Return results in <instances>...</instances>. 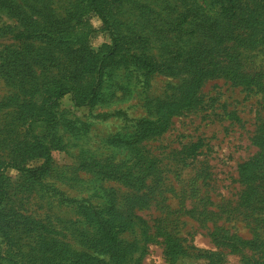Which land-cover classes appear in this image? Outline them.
Here are the masks:
<instances>
[{"label":"rangeland","instance_id":"1","mask_svg":"<svg viewBox=\"0 0 264 264\" xmlns=\"http://www.w3.org/2000/svg\"><path fill=\"white\" fill-rule=\"evenodd\" d=\"M81 1L43 0L42 4L33 0L53 13L56 22L87 20L92 32L89 44L97 52L110 43L109 37L95 15H81ZM115 18L118 30L132 36L136 52H148L160 60L166 52L202 49V33L214 20V2L120 0ZM16 26L22 29L0 12V56L7 53L3 52L6 49L23 47L12 40L11 27ZM32 45L46 46V52L61 62L68 53L55 52L51 44L40 40ZM244 52L247 65L264 72V45ZM180 84L179 78L145 76L144 70L122 63L103 75L92 106L75 107L70 95L62 98L54 108L59 125L51 139H45L51 150L44 170L31 174L15 169L3 172L0 221L12 220L15 247L13 254L9 253L11 262L1 254L0 264L20 263L21 252L32 253L29 257L35 262L41 248L36 245L43 231L40 224L49 229L43 233L47 238L80 252L86 242L82 237L90 232L84 211H93L111 226L120 222L118 213L131 212L142 219L151 237L148 242L138 243V229L122 234L126 243L137 244L139 264H244L248 258L263 260L264 211L250 216L244 208L249 182L240 178L239 167L259 152L254 137L264 98L223 79L207 81L196 95V107L172 117L164 133L137 146L132 144L140 124L155 121L156 114L163 112L162 106L176 96ZM21 98L0 75L2 159L7 158L13 141L27 135L26 126L16 121L25 109L17 111L10 102ZM35 132L42 133L41 129ZM146 158L152 162L148 169ZM42 164L36 159L23 166L36 170ZM136 183H143L145 188ZM259 192L263 194L264 188ZM166 235L181 248L176 261L164 254Z\"/></svg>","mask_w":264,"mask_h":264},{"label":"trees","instance_id":"2","mask_svg":"<svg viewBox=\"0 0 264 264\" xmlns=\"http://www.w3.org/2000/svg\"><path fill=\"white\" fill-rule=\"evenodd\" d=\"M39 1L43 4V0ZM213 2L214 20L202 33V49L196 52H166L157 60L148 52H136L132 36L118 30L115 17L120 0L81 1V15H95L109 37L110 43L103 44L97 52L89 44L92 32L87 20L64 24L56 22L53 13L33 0H0V12L22 27H11L14 31L12 40L23 47L3 51L7 53L0 56V75L21 94L19 101L10 102L17 107V111L25 109V114L19 113L16 121L27 128V135L25 133L21 141L12 140L7 158H0V210L4 202L3 172L15 169L22 174H31L44 170L50 161L51 150L45 139H51L59 125L54 108L68 95L75 107L92 106L98 97L103 75L113 66L128 63L144 70L145 76L163 74L181 81L176 96H172L165 107L162 106V114H156L153 122L143 121L140 124L131 142L136 146L164 133L172 117L196 107V95L207 81L223 79L264 98V72L251 69L244 52L264 45V0ZM178 30L183 32L181 28ZM38 40L46 45L51 44L49 47H53L55 52H68L64 62L58 60L55 54L46 52V46L34 47L32 43ZM36 69L40 71L39 74H36ZM262 110L263 114L257 118L260 124L254 137L259 152L239 167L240 178L249 182L248 190L244 193V208L250 216L261 215L264 211V193L259 192L264 188V117L261 118L264 106ZM39 129L42 131L38 134L40 136L35 132ZM36 159L43 161L42 166L36 170L24 168L26 161ZM144 160L148 169L152 162L148 158ZM135 185L145 188L143 183ZM124 213H118L120 222L111 226L93 211H84L90 232L82 237L86 242L80 252L47 238L43 233L49 229L40 224L43 231L36 243L37 247H41L37 251L36 261L29 257L32 253L21 252L20 263L14 264H139L136 258L137 244L126 243L122 234L138 229V243L143 244L151 237L142 219L131 212ZM12 225L10 218L0 221V257L6 254L3 258L9 262V255L13 254L15 247ZM164 247V254L169 260L176 261L182 253L180 246L167 235ZM244 264H264V258L258 261L248 258Z\"/></svg>","mask_w":264,"mask_h":264}]
</instances>
